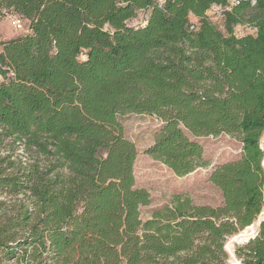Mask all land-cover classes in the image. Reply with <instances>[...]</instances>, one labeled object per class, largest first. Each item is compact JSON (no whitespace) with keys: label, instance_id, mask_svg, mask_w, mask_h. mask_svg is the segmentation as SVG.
<instances>
[{"label":"trees","instance_id":"obj_1","mask_svg":"<svg viewBox=\"0 0 264 264\" xmlns=\"http://www.w3.org/2000/svg\"><path fill=\"white\" fill-rule=\"evenodd\" d=\"M235 1L0 0L31 30L0 51V264H230L252 226L235 257L264 264V0ZM129 115L162 122L146 153L178 177L209 166L194 139L236 138L221 204L177 195L144 221Z\"/></svg>","mask_w":264,"mask_h":264},{"label":"rangeland","instance_id":"obj_2","mask_svg":"<svg viewBox=\"0 0 264 264\" xmlns=\"http://www.w3.org/2000/svg\"><path fill=\"white\" fill-rule=\"evenodd\" d=\"M156 1L160 5L165 3V0ZM236 3L235 0H232V5ZM223 14L224 9L215 6L207 13V16L213 24L223 30ZM149 15V11L139 12L135 19L128 22V26L133 28L144 27ZM12 16L14 15L6 13L0 14V51L3 42L24 35L23 32L16 31L10 25V18ZM235 34L237 37L254 35L255 30L251 26L242 25L235 28ZM82 59L85 60V57ZM1 82L2 78H0V83ZM121 121L124 126L125 137L135 144L138 153L133 168L136 188L145 189L151 194V205L142 208L141 210L142 219L144 221L150 219L154 211L167 206L177 195L189 197L196 206L217 207L221 204V193L209 182V178L216 167L238 158L241 151V143L236 138L222 134L219 137L210 136L194 139L203 146V160L208 163L209 166L199 168L188 176L178 177L166 166L153 160L146 153V151L153 145L156 133L163 126L158 118L148 115H129L123 117ZM15 153L14 157L21 156L23 158L22 161H25L26 155L22 150ZM7 154H9L7 148L0 150L1 156ZM262 217L263 216L260 218ZM245 232H248V234L251 235V231ZM236 236L230 238L227 244H229V242ZM238 246L239 245L234 244V255L235 249ZM228 254L230 256L229 263L237 264L238 260H234L230 252H228Z\"/></svg>","mask_w":264,"mask_h":264},{"label":"built area","instance_id":"obj_3","mask_svg":"<svg viewBox=\"0 0 264 264\" xmlns=\"http://www.w3.org/2000/svg\"><path fill=\"white\" fill-rule=\"evenodd\" d=\"M10 25L16 30V31H20L23 32L24 34H28L30 33V27L28 25H26V22L24 20H22L21 18H19L18 16L14 15L10 18ZM263 217L261 219L264 218V213L262 215ZM258 225V224H257ZM251 231V238L254 237L257 233V229L255 226H252L250 228H248Z\"/></svg>","mask_w":264,"mask_h":264},{"label":"bare ground","instance_id":"obj_4","mask_svg":"<svg viewBox=\"0 0 264 264\" xmlns=\"http://www.w3.org/2000/svg\"><path fill=\"white\" fill-rule=\"evenodd\" d=\"M249 236L248 232L246 233H243V236L242 238H239V236H236L232 241L229 242V244H227V250L228 252L231 253V255H233V247H234V244H237V242H240L241 240H244V238H247ZM238 264V262H237Z\"/></svg>","mask_w":264,"mask_h":264},{"label":"water","instance_id":"obj_5","mask_svg":"<svg viewBox=\"0 0 264 264\" xmlns=\"http://www.w3.org/2000/svg\"><path fill=\"white\" fill-rule=\"evenodd\" d=\"M263 220H264V218L261 219V220L258 222V226L261 224V222H262ZM246 231H250V230L247 229ZM245 233H246V232H245ZM238 236H239V238H242L243 233L239 234ZM250 239H251V236L249 235L247 238H244V240H241L240 242H237V245H244V244L248 243ZM225 250L228 252V250H227L226 247H225ZM232 257H233L234 260H236V257H235V255H234V253H233ZM236 261H237V260H236ZM237 262H238V261H237ZM238 264H241V263L238 262Z\"/></svg>","mask_w":264,"mask_h":264}]
</instances>
